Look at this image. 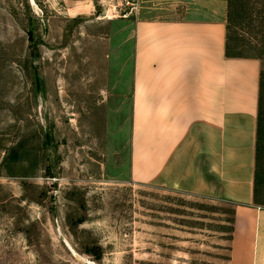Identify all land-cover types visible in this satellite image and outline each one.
Here are the masks:
<instances>
[{
	"label": "rangeland",
	"instance_id": "1",
	"mask_svg": "<svg viewBox=\"0 0 264 264\" xmlns=\"http://www.w3.org/2000/svg\"><path fill=\"white\" fill-rule=\"evenodd\" d=\"M237 11L264 81V0ZM226 15L227 0H0V264H229L233 204L129 171L136 21ZM257 176L264 203V139Z\"/></svg>",
	"mask_w": 264,
	"mask_h": 264
},
{
	"label": "crops",
	"instance_id": "2",
	"mask_svg": "<svg viewBox=\"0 0 264 264\" xmlns=\"http://www.w3.org/2000/svg\"><path fill=\"white\" fill-rule=\"evenodd\" d=\"M226 20H137L130 178L233 204L229 264H264L253 203L261 63L225 55Z\"/></svg>",
	"mask_w": 264,
	"mask_h": 264
},
{
	"label": "trees",
	"instance_id": "3",
	"mask_svg": "<svg viewBox=\"0 0 264 264\" xmlns=\"http://www.w3.org/2000/svg\"><path fill=\"white\" fill-rule=\"evenodd\" d=\"M239 1V0H238ZM237 0H227V15H226V36H225V55L227 57H253V56H244L240 53L239 47V37L235 31V25L237 24L238 14L240 11H237ZM28 38L32 39L31 30L28 31ZM258 59L257 57H253ZM263 76L260 72V83H259V94H258V108H257V138H256V167L254 175V189H253V203L256 205H263L264 203L260 202L258 199V176H257V161H258V152H259V143L264 139V102H263Z\"/></svg>",
	"mask_w": 264,
	"mask_h": 264
}]
</instances>
